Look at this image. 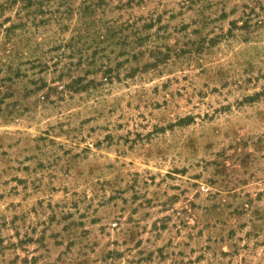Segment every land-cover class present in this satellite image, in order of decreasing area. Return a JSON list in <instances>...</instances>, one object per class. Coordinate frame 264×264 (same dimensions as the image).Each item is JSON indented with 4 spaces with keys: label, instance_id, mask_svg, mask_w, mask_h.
<instances>
[{
    "label": "rangeland",
    "instance_id": "1",
    "mask_svg": "<svg viewBox=\"0 0 264 264\" xmlns=\"http://www.w3.org/2000/svg\"><path fill=\"white\" fill-rule=\"evenodd\" d=\"M0 264H264V0H0Z\"/></svg>",
    "mask_w": 264,
    "mask_h": 264
}]
</instances>
